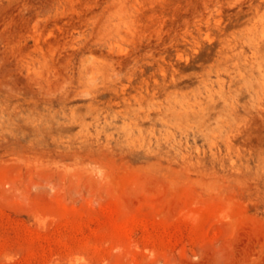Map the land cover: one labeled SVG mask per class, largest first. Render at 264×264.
<instances>
[{
  "label": "rangeland",
  "instance_id": "1",
  "mask_svg": "<svg viewBox=\"0 0 264 264\" xmlns=\"http://www.w3.org/2000/svg\"><path fill=\"white\" fill-rule=\"evenodd\" d=\"M0 264H264V0H0Z\"/></svg>",
  "mask_w": 264,
  "mask_h": 264
}]
</instances>
